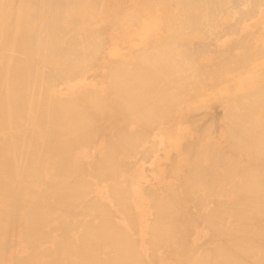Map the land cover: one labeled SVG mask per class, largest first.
<instances>
[{"label": "bare ground", "instance_id": "6f19581e", "mask_svg": "<svg viewBox=\"0 0 264 264\" xmlns=\"http://www.w3.org/2000/svg\"><path fill=\"white\" fill-rule=\"evenodd\" d=\"M152 1L0 0V264H264V0Z\"/></svg>", "mask_w": 264, "mask_h": 264}, {"label": "rangeland", "instance_id": "374dc122", "mask_svg": "<svg viewBox=\"0 0 264 264\" xmlns=\"http://www.w3.org/2000/svg\"><path fill=\"white\" fill-rule=\"evenodd\" d=\"M127 1H131V2H134V3H137L138 4V1L139 2H141V4H144V5H147V4H151L152 2H154V1H152V0H127ZM149 1H152V2H149ZM102 4V3H101ZM100 4V6H98V8L96 9V10H94L93 11V16H92V18H93V20H95L96 19V22H99L98 20H99V18H100V16L101 15H99L100 14V12H101V10H102V5ZM96 14V15H95ZM247 16V17H246ZM246 19H245V18ZM252 18H254L253 17V15H249V14H247V15H244L237 23H236V25H235V27L237 26L238 28L244 23V22H247V21H249V20H251ZM93 20L91 21V24L92 25H94L93 24ZM109 25V24H108ZM95 26V25H94ZM101 26H105V24L104 25H99V27H101ZM259 27V26H258ZM264 27V26H263ZM131 28H133V27H131ZM118 30V29H117ZM131 30V29H130ZM130 30H128L127 31V33L126 34H128L129 33V31ZM116 30H114V28H111V29H107V31L105 30L104 31V34H105V36L108 38L107 40H105V45H107L108 44V41H109V38L114 34V35H119L120 36V34L122 35V36H124V35H126V34H123V33H120L119 31H116ZM119 33V34H118ZM134 33H136V34H134L133 35V37H132V41H134L135 43H138V44H136V45H134L131 49H128V48H126V46L124 45V44H122L121 45V49L119 50V52L122 54V53H124V52H126V51H132V50H135V49H141V48H143V47H145V46H143L142 45V43L143 42H141V43H139L141 40H140V36L138 35V34H142V33H138V30H135V32ZM249 33L250 34H253L255 37V40H259V38H261L262 39V41H263V39H264V28L262 29V28H260V29H258V28H256V29H254L253 30V33H252V30L251 31H249ZM258 34H259V36H258ZM258 36V37H257ZM199 39H196V41H198ZM253 41V40H252ZM251 41V42H252ZM259 43H260V41H259ZM105 45H104V47H105ZM253 46H255V45H253ZM261 49V51L262 52H264L263 50H264V47H263V50H262V47L260 48ZM264 54V53H263ZM113 56V55H112ZM256 58H257V60H256ZM256 58H254L255 60H253V62H252V68H255V67H257L258 65H256V63H258V62H261V60H262V56H257ZM258 58H260V59H258ZM255 61V62H254ZM260 64V63H259ZM259 67V66H258ZM255 70V69H254ZM260 70V68H258V71ZM255 71H257V69L255 70ZM262 73H263V71H262V69L260 70ZM259 71V73H261ZM214 88V87H213ZM213 88H211V89H213ZM190 99H192V98H189V99H185V101H184V105L188 102V100H190ZM215 108V109H214ZM218 105H216L215 107H213V111H214V113L215 114H218L219 112H220V109L221 108H218ZM169 124V123H168ZM168 124H165V125H168ZM182 131V133L184 132V131H186V129L184 130V129H182L181 130ZM147 161H145V165H147V163H146Z\"/></svg>", "mask_w": 264, "mask_h": 264}]
</instances>
